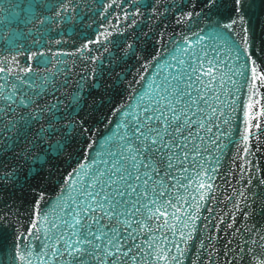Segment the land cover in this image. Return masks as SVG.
<instances>
[{"label":"water","instance_id":"obj_1","mask_svg":"<svg viewBox=\"0 0 264 264\" xmlns=\"http://www.w3.org/2000/svg\"><path fill=\"white\" fill-rule=\"evenodd\" d=\"M42 2L0 0V65L11 69L8 73L0 70V79L11 84L14 76L47 73L60 94L50 87V96L42 94L38 101L41 105L64 99L83 80L87 87L80 117L91 131L84 137L76 134L63 154H50L43 163L33 164L31 159L45 149L39 141L29 148L21 138L15 147L8 146L10 151L0 153V264H10L16 243L28 253L24 261L17 257V264H41L38 257H43L44 264H52L48 256L54 254L45 251L43 225H49L51 234V224L64 219L62 210H71L65 202L81 190L82 177L98 167L93 161L114 160L112 149L119 147V137L128 123L123 109L134 115L145 98L155 97L160 86L178 82L181 75L187 80L184 65L190 63L188 54L196 51L206 52L223 65L205 97L212 114L205 109L204 127L193 133L197 141H189L187 164L178 165L185 175H177L184 187L172 201L177 205L175 231L171 227L163 233L154 229L160 254L166 251L167 256L163 261L148 259L146 264H255L253 257L264 252V82L259 75L253 82L251 67L254 61L258 72L264 71V0H250L244 10L249 34L246 46L244 25L239 21L232 28H223L222 37L213 38L209 33L216 19L234 18L232 0H219L211 14L207 8L198 14L201 6L195 0H67L72 7L62 15L69 19L38 23L40 15H49ZM29 5H34V10ZM153 7L158 8V16L152 14ZM189 8L194 15L179 20L177 13ZM133 20L137 23L132 24ZM6 31L14 44L4 38ZM98 33L106 39L95 41ZM134 33L135 53L116 65L91 59L102 56L107 61L104 49L112 51L113 40L126 42ZM86 40L91 43L81 48ZM29 64V72L21 71ZM94 69L96 84L92 82ZM193 148L198 155H191ZM14 167L18 178L6 175ZM62 183L72 191L61 190ZM37 213L40 219L33 225ZM168 223H173L171 218Z\"/></svg>","mask_w":264,"mask_h":264},{"label":"snow or ice","instance_id":"obj_2","mask_svg":"<svg viewBox=\"0 0 264 264\" xmlns=\"http://www.w3.org/2000/svg\"><path fill=\"white\" fill-rule=\"evenodd\" d=\"M195 3L201 6V13L198 14H202L204 8L211 14L216 11L219 0H195ZM249 6L250 0H232L234 18L223 21L216 19L209 28V33L213 38L222 37L223 28H232L239 21L244 25L246 46L249 34L244 10ZM42 7L49 15H40L37 22L53 23L57 18L61 21L69 19L62 13L72 5L68 4L67 0H43ZM34 8V5H29L30 10ZM53 8L56 9L55 13L51 12ZM164 10L167 11V6ZM151 12L159 15L157 7H153ZM136 13H140L139 8H136ZM124 15L127 17L128 14ZM193 15L191 8L182 14L177 13L179 20ZM136 23V20L132 21V24ZM4 38L14 44L7 31ZM101 39H106L105 34H96L95 41ZM185 39L187 40V37ZM90 43L91 41L86 40L81 48ZM188 43L191 44L192 41ZM135 46L134 33L133 39L126 42L122 39L113 40L112 51L104 49L108 52L107 61L102 56H93L91 59H100L101 63L116 65L124 56L135 53ZM39 51L43 53L44 49L40 48ZM34 55L29 53L30 57ZM188 60L190 63L184 65L188 73L187 80L181 75L178 82L160 86L155 97L145 98L143 106L134 110V115L131 110L123 109L128 123L119 137V147L112 149L114 160L109 161L105 157L101 161H93L98 167L92 168L82 177L84 184L81 190L75 193L73 200L65 202V207L71 210H62L64 219H56L51 224V234L47 231L49 225H43L45 251L54 254L48 256L52 264H146L148 259L163 261L167 256L166 251L163 255L160 254L161 246L154 239V229L163 233L171 227L175 231L176 216L173 213L177 205L172 201L178 199L179 189L184 187L179 184L177 175H185L184 168L178 165L187 164L189 141H197L198 138L193 133H200L204 127L205 109H209V115L212 114L211 105L205 97L212 83L217 80L218 68L223 67L203 51L188 54ZM31 67L29 64L21 71L29 72ZM0 70L11 72V69H3L2 65ZM251 71L254 83L257 75L264 82V71L258 72L254 61ZM95 73L94 69L93 84H96ZM13 80V83L5 84V81L0 79V85H4V88L0 89V153L10 151L8 146L15 147L21 138L28 143L29 148L39 141L45 145V149L35 153L31 159L33 164L36 161L43 163L50 154H63L76 134L84 137L91 131L89 125L80 117L86 96L84 88L87 87L83 80L78 88L67 93L64 99L56 100L55 103L49 100L46 105H41L38 101L42 94L50 96V87L52 92L60 94L54 79L50 84L47 73L29 78L14 76ZM220 83H223V80H220ZM214 103L219 104L220 100L214 99ZM252 103L250 99L249 106ZM245 132L244 140L247 141V129ZM191 155H198L194 148ZM6 175L18 178L15 167L9 169ZM71 176L72 173H69L68 178ZM200 187L203 188L204 184L201 183ZM60 189L72 191L66 183L60 184ZM36 204L38 206L40 201L37 200ZM169 218L173 221L172 224L168 223ZM39 219L37 213L32 224L36 225ZM33 230L31 227L28 229L29 232ZM180 235L183 236V232ZM27 254L21 250V245L16 243L14 256L9 257L10 264H17V257L24 261ZM261 256H264V252ZM261 256L253 257L255 264H264V258ZM38 259L44 264L43 257Z\"/></svg>","mask_w":264,"mask_h":264}]
</instances>
